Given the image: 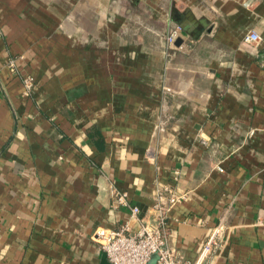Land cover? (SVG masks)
<instances>
[{
    "label": "crops",
    "instance_id": "1",
    "mask_svg": "<svg viewBox=\"0 0 264 264\" xmlns=\"http://www.w3.org/2000/svg\"><path fill=\"white\" fill-rule=\"evenodd\" d=\"M159 207L190 261L218 229L206 264H264V0H0V264H102Z\"/></svg>",
    "mask_w": 264,
    "mask_h": 264
},
{
    "label": "built area",
    "instance_id": "2",
    "mask_svg": "<svg viewBox=\"0 0 264 264\" xmlns=\"http://www.w3.org/2000/svg\"><path fill=\"white\" fill-rule=\"evenodd\" d=\"M181 36V27L174 26L167 35L169 44L174 45L178 37ZM246 41L258 42L261 40L259 33L252 31L246 37ZM203 145L208 146L210 140L201 138ZM171 195L168 198L169 205L186 199L187 195L177 194L170 187H166ZM116 196L121 204H127V195L116 192ZM160 209V207H159ZM161 217L157 225L142 223L138 231L133 232L130 222L121 225L119 228L108 229L98 228L95 232L100 243V248L106 252L111 264H150L154 255H157L156 264H206L207 260L215 255L224 244L221 232L215 229L206 240L202 251L195 261H190L182 253L168 244L167 235L164 228L165 209H160ZM140 208L131 207V219L138 220Z\"/></svg>",
    "mask_w": 264,
    "mask_h": 264
},
{
    "label": "water",
    "instance_id": "3",
    "mask_svg": "<svg viewBox=\"0 0 264 264\" xmlns=\"http://www.w3.org/2000/svg\"><path fill=\"white\" fill-rule=\"evenodd\" d=\"M181 42H182V38L179 37V38H177V40L175 41V44H176V45H180ZM100 257H101V260H102V264H111L110 261H109L108 258H107V254H106L105 251L101 250V252H100ZM156 260H157V255H154L150 263H153V262L156 261Z\"/></svg>",
    "mask_w": 264,
    "mask_h": 264
}]
</instances>
